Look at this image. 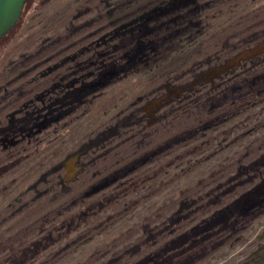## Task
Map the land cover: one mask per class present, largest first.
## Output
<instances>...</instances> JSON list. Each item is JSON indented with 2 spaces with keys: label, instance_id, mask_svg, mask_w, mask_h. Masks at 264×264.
<instances>
[{
  "label": "rangeland",
  "instance_id": "obj_1",
  "mask_svg": "<svg viewBox=\"0 0 264 264\" xmlns=\"http://www.w3.org/2000/svg\"><path fill=\"white\" fill-rule=\"evenodd\" d=\"M171 30L134 76L58 119L69 112L53 104L64 83L72 93L98 57L133 47L136 33L153 41ZM261 43L264 0H28L0 41V169L11 166L0 174V260L59 226L63 235L54 231L53 246L25 264H104L181 199L204 196L184 213L196 225L215 223L227 205L255 208L264 172L246 186L236 171L256 158L237 162L245 154L264 151V53L213 73ZM168 140L173 148L110 178ZM232 175L235 189L224 183ZM77 211L85 222L62 229ZM202 264H264V216Z\"/></svg>",
  "mask_w": 264,
  "mask_h": 264
},
{
  "label": "trees",
  "instance_id": "obj_2",
  "mask_svg": "<svg viewBox=\"0 0 264 264\" xmlns=\"http://www.w3.org/2000/svg\"><path fill=\"white\" fill-rule=\"evenodd\" d=\"M175 31H177V29ZM7 34L5 36H7ZM171 34H172V30L164 33L162 36H158V38L154 40L152 39L153 41L150 40L149 42L151 44L159 43L164 39V37H168ZM141 45H143V43ZM161 52L159 51V54H161ZM132 56L137 57L138 60L139 58L138 56L140 55H138V53L136 55L135 53L132 54L131 56L128 55L127 57H125L123 62H121L120 64H115L114 66L109 64L108 62L104 64V70H103V73L105 74L104 89L108 88L110 85L114 84L115 82L120 81L121 78H118V75L122 74L124 71L126 72L125 76L127 75L131 76L133 72L139 70L137 67L138 66L137 63L130 62ZM131 65L136 66V68L134 66L135 69L133 71H131ZM108 71L114 72L111 78L109 77L110 76L109 74L106 75V72ZM216 120L217 117L216 118L210 117L206 119L204 123L201 124L200 128L203 127L204 125L213 126ZM189 132H193V130H189L186 133L185 132L181 133L182 139L186 137L185 135L187 133L189 134ZM173 141L174 140H168L164 143H160L157 146H155L154 149L150 150V152L147 153L145 152V154H142L139 157L134 158V160L129 161L127 164L132 163L134 161L133 164L135 166V169L142 167L145 163L151 162L156 156L160 155V153L158 152L160 151L159 149L161 147H163L164 149L166 147V150H168L169 148H173L174 147L173 144H175V142L172 143ZM237 162H242V161L238 160ZM260 162H262V160L256 161L255 164H259ZM7 170L6 169L0 170V174ZM165 172L166 169L159 168L158 173L156 171L151 173L148 181L155 182L157 176L158 175L160 176ZM237 172L238 170L236 171V173ZM236 173L233 175H236ZM233 175L225 177L224 183L226 185L228 184L231 185L232 188L235 189L236 185H235V178ZM255 179L260 180L259 176L257 175V171L252 172L251 170H249L248 174H245V179L243 180L244 185L249 186L253 184ZM223 186L224 184L221 183L220 185H218L217 189H222L225 192ZM121 188H124L123 190L125 191L127 188L126 184L123 185ZM121 192L122 190H120L118 193L120 194ZM216 195L220 197L221 193L217 191ZM210 200L211 199H206L207 206L209 208H211V205H208L209 204L208 202ZM110 201L111 199L109 198L105 202H98L99 208L100 209L103 208V206L105 204H109ZM94 207L96 208V204L94 205ZM193 207L199 208V203L198 202L195 203L193 197L185 198L184 200L181 199V201L179 202V207L174 213H170L161 223L157 225H153V227L156 226L155 235H157V243L159 244L164 242L162 236L166 234V229L168 234V240L165 242V247L163 246L161 249L157 250L158 254L156 253V251H154L157 255L156 257L152 256L151 262L148 261L149 255H144V241L150 242L151 240H154V236L153 233L148 230L147 227L148 223H145L141 226L142 232L140 233L137 241L134 242L129 249H127V251H129L128 253L129 259L127 261L121 262L120 260L124 258L126 254L125 255L120 254L119 256L117 255L116 257H114L113 260L110 259L109 262H106L104 264H202L211 256H213L215 253H217L218 251L229 245L235 238L244 234L255 222V221H251L252 220L251 218H253L252 216L243 212V215L235 216V218H239L237 221H227V222L216 221L219 222V224L216 225L214 231L207 230L205 231V233L202 234L199 232L205 228H208L210 223L209 221H205V222L200 221L199 224L196 225L193 224L194 221H186L188 216H186V214L184 213L189 212L191 210L190 208ZM224 208L225 206L220 208L219 211L218 210L215 211L217 217H220V215L222 216L223 212H228L230 210ZM259 208L264 213V198H261ZM83 213H84L83 211H77L76 214H73L72 217H69V221H63L61 224L62 229L65 228L66 226L67 227L74 226L73 228H75L78 227L80 224H82V222H85V221H80V219L83 217ZM241 217H246L247 221H241L242 219ZM161 227L163 228L161 229ZM54 231L57 234H59L58 239L60 238V235H63L59 233L61 231V227L57 226L55 230H49L40 239L31 242L27 247L23 248L20 254L16 256L18 257V259H16V257H9L0 260V264H25L30 258H33L34 256H38L40 253L46 251L47 249L53 246ZM175 232L178 233L177 236L174 238H170L172 237L171 235H174ZM195 232H197L196 233L197 237H193V234ZM214 232L216 234L214 236H210ZM149 236H152L151 240L149 239ZM49 242L51 244H49Z\"/></svg>",
  "mask_w": 264,
  "mask_h": 264
},
{
  "label": "flooded vegetation",
  "instance_id": "obj_3",
  "mask_svg": "<svg viewBox=\"0 0 264 264\" xmlns=\"http://www.w3.org/2000/svg\"><path fill=\"white\" fill-rule=\"evenodd\" d=\"M138 27H139V29L142 28L141 25L138 26ZM136 32H141V29L140 30H136ZM149 40L150 39L146 40L147 42L144 41V37L141 38L140 35L138 33H136L135 37H133V42H132V46L133 47H129L125 52L122 51V49L120 48L119 50L117 49L116 52H108L106 55L98 57L96 59V61H95L94 66L90 70L87 69L88 70L87 72H85L81 76H79V78L77 79V80H79L78 87H76L73 90L72 93H67V86H66V83H64L63 84L64 89H63L62 96H57L54 99L55 102L53 104L56 105L57 107L66 106L65 110L69 111V112L68 113L66 112V114H63L62 116H59L58 119L65 118L67 115H70V116L74 115V113H76V111H77V108L79 107L78 103H80L81 105L83 103V105H84L85 104L84 102H86L88 100H93V99H95L97 97V95L101 96V95H103L105 93V91L107 89V88L104 89V77H105V74L103 73V70H104V64L105 63L108 62L109 64L114 66L115 64H120L121 62H123L125 57H127L128 55L131 56L134 53H135V55L138 53V55H140V56H138L139 57L138 60H137V57L132 56L130 62L137 63L138 64L137 67H139L142 64H144L145 61H147L146 59H148V57L145 55V53H146L145 51H146L147 47L157 46L156 43L151 44L149 42ZM142 43H143V45H141ZM262 53H264V52H262ZM255 56H252V57H255ZM134 66L131 65V71H133L136 68V66H135V68H134ZM139 70L133 72V74H131V76H129V75L125 76L126 72L124 71L122 74L118 75V78H121V80L118 81V82H115L114 84L110 85L109 87H111V86H113L115 84H118V83H120L122 81L128 80L129 78L134 76ZM113 73H114L113 71H111V72L108 71V72H106V75L109 74L110 75L109 77L111 78ZM72 79L75 80V78H72ZM238 90L240 91L241 88L239 87ZM50 110H53L52 114L54 115V117L57 118V115H59V113L56 111V108L52 107V108H50ZM164 142H166V141H163L161 143H164ZM159 150H160L159 153L162 154L163 152L166 151V147H165V149L163 147H161ZM262 150H264V147L262 148ZM147 152H150V151H147ZM258 152L259 153H257V154L256 153L255 154H248L247 153V154L244 155V158H240L239 159L241 161H245L251 155H255V157H256L253 160H251L252 161L251 164H250V162H248L247 165H245V166L241 165L240 169L237 168L239 173L242 171L243 173L248 174L249 170H251L252 172H254V170H255V171L259 172L258 176L261 179L262 173L264 172V151H262V152L258 151ZM143 154H145V153H143ZM156 154H153V155H156ZM141 158H143V157H141ZM132 160H134V158ZM259 160H262V162H260L259 164H255V162L259 161ZM129 161H131V160H129ZM133 163H134V161L132 163H129V164L126 163L127 165L124 164L123 165V169H119L118 171H113L109 175L110 178H112V179L120 178V174L125 176L126 174L135 171L136 169H135V166H134ZM8 168H11V166H4L0 170H2V169H6L7 170ZM111 176H114V177H111ZM123 185H125V184H123ZM209 193H206V197H207L206 199H211L208 202L209 203L208 205H211L212 207H214L215 205H214V197L213 196L215 195V193H214V195L212 194L211 196H209ZM202 197H204V196L203 195L197 196L196 200L194 199L195 203L197 201H202ZM261 198H264V195L259 197V201H258L256 207L255 208L253 207L254 209L251 208V209L246 210V211H237V210H232L231 211V209H230L228 212H223L222 213V215H224V218L219 217V219H217L216 221H219V222L220 221H224V222L233 221V220H235V216H237V215L241 216V215H243V212H245L246 214H248V215L253 217V218H251L252 219L251 221H255L256 219H259V218L263 217L264 213L259 208V204L261 202ZM225 208L227 209V206ZM255 210H257V212H255ZM211 215H213V217H214L216 215L215 211H214V214L212 213ZM186 216H188V215H186ZM241 218H242L241 221H245L244 220L245 217L244 218L241 217ZM209 220H211V217H210ZM161 222L162 221L154 222L153 225H157V224H159ZM212 222L213 221H209V223H211V224H209L208 228H205V229L201 230L199 233L203 234L207 230L214 231V228L216 227L217 224H219V222H215L213 224H212ZM148 224H149V222H148ZM148 224H147L148 230L153 233L154 240H151L152 236H149V239L151 241L150 242H145L144 241V255H149V260L148 261L151 262L152 261V256L156 257V255L158 254L157 250L161 249L163 246L165 247V242L168 240V234H167V229L165 228L166 229V234H164L162 236L164 242L158 244L157 243V235H155L156 226L153 227V225L151 226L150 224L149 225ZM162 228L163 227H161V229ZM196 233L197 232H195L193 234V237H197ZM177 234L178 233L175 232L174 235H171L172 237H170V238L176 237ZM215 234L216 233L214 232L210 236H214ZM138 237H137V239H138ZM154 251H156L157 254ZM128 253H129V251L125 250V251H123L122 254L125 255V254H128Z\"/></svg>",
  "mask_w": 264,
  "mask_h": 264
},
{
  "label": "water",
  "instance_id": "obj_4",
  "mask_svg": "<svg viewBox=\"0 0 264 264\" xmlns=\"http://www.w3.org/2000/svg\"><path fill=\"white\" fill-rule=\"evenodd\" d=\"M28 0H0V41L2 38L10 32L20 19L25 3ZM264 52V43L259 44L254 49L241 53L237 58L233 59L222 69L214 71L213 75H217L226 71L232 65L238 63L239 60H243L245 57H252ZM257 192L259 194L264 193V181L258 186Z\"/></svg>",
  "mask_w": 264,
  "mask_h": 264
}]
</instances>
